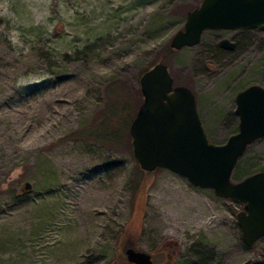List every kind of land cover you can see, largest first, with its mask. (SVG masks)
I'll return each mask as SVG.
<instances>
[{"label":"rangeland","instance_id":"obj_1","mask_svg":"<svg viewBox=\"0 0 264 264\" xmlns=\"http://www.w3.org/2000/svg\"><path fill=\"white\" fill-rule=\"evenodd\" d=\"M201 2L0 0V264H132L128 246H165L163 264L170 254L187 264H264V236L243 240L240 202L167 168L142 169L127 144L69 135L99 120L111 85L139 94L157 62L175 86L194 90L211 141L238 130L237 94L264 87V31H206L198 45L169 51ZM213 36L241 43L208 51ZM262 169L264 136L232 179Z\"/></svg>","mask_w":264,"mask_h":264},{"label":"water","instance_id":"obj_2","mask_svg":"<svg viewBox=\"0 0 264 264\" xmlns=\"http://www.w3.org/2000/svg\"><path fill=\"white\" fill-rule=\"evenodd\" d=\"M207 29L264 31V0H202L187 13L183 28L169 45L174 50L195 46ZM222 45L235 47L227 39ZM139 83L143 102L131 122L130 134L140 167L148 171L167 168L195 186L244 202L237 220L244 242L252 246L264 236V169L237 181L232 174L248 145L264 136V87L252 84L237 94L238 130L226 142L216 143L203 125L194 91L175 86L167 64L156 63L140 76ZM25 187H31L30 181ZM125 253L130 262L153 264L144 249L128 246Z\"/></svg>","mask_w":264,"mask_h":264},{"label":"trees","instance_id":"obj_3","mask_svg":"<svg viewBox=\"0 0 264 264\" xmlns=\"http://www.w3.org/2000/svg\"><path fill=\"white\" fill-rule=\"evenodd\" d=\"M171 50L173 49L169 47V51ZM137 93L140 95H125L123 91L117 92L114 90L113 85H111L108 90V105L100 114L99 120L86 125L84 128L77 129L69 135L74 138L94 139L111 149H116L117 146L123 144H127L131 149L132 142L129 137L130 125L143 102L139 100V96H142L141 90L139 89ZM174 264H187V261L182 259L175 261Z\"/></svg>","mask_w":264,"mask_h":264},{"label":"flooded vegetation","instance_id":"obj_4","mask_svg":"<svg viewBox=\"0 0 264 264\" xmlns=\"http://www.w3.org/2000/svg\"><path fill=\"white\" fill-rule=\"evenodd\" d=\"M206 31H211V32H217V31H221V32H230V31H233V30H231V29H207V30H205L204 32H203V34H202V37H201V41L203 40V37H204V34H205V32ZM217 36V35H216ZM214 37V36H213ZM221 37V36H220ZM214 37V38H212V43L211 44H209V45H207V50L208 51H212L210 48H214V49H216V50H214V51H216V52H218V53H229V52H232V51H234L237 47H239L240 46V41H239V39H237V37L236 36H231V37ZM224 39H227V40H229L231 43H234L235 44V47L234 48H227V47H225L224 45H222V41L224 40ZM200 41V42H201ZM198 45V44H197ZM191 88V87H190ZM192 89V88H191ZM193 90V89H192ZM194 91V90H193ZM195 93V92H194ZM195 95H196V93H195ZM196 98H197V95H196ZM199 113H200V111H199ZM200 116H201V114H200ZM201 120H202V122H203V125H204V127H205V124H204V121H203V118H202V116H201ZM206 129V128H205ZM186 178V177H185ZM241 180V179H240ZM234 201H238V202H240L241 204H242V206H243V208L245 207V203L244 202H242V201H240V200H234ZM242 208V209H243ZM239 224V223H238ZM150 254H151V258H152V260H153V264H163L164 262H163V258L166 256V247L165 246H160V247H158V248H156V249H151V250H147ZM176 251V249L174 250V252ZM163 259V260H162ZM176 259H177V256H173V255H169V257H168V263H165V264H173L175 261H176ZM132 264H136V263H134V262H132Z\"/></svg>","mask_w":264,"mask_h":264}]
</instances>
